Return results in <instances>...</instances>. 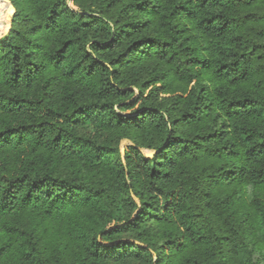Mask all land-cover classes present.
<instances>
[{
	"label": "trees",
	"instance_id": "trees-1",
	"mask_svg": "<svg viewBox=\"0 0 264 264\" xmlns=\"http://www.w3.org/2000/svg\"><path fill=\"white\" fill-rule=\"evenodd\" d=\"M2 1L0 264H264V0Z\"/></svg>",
	"mask_w": 264,
	"mask_h": 264
},
{
	"label": "rangeland",
	"instance_id": "rangeland-1",
	"mask_svg": "<svg viewBox=\"0 0 264 264\" xmlns=\"http://www.w3.org/2000/svg\"><path fill=\"white\" fill-rule=\"evenodd\" d=\"M9 0H7V2H8ZM1 12H7V20H6V23L5 24H7V21H8V23H10V20H8L9 19V16H10V12L8 11V9H3V1L2 0H0V13ZM2 28H4V27H2Z\"/></svg>",
	"mask_w": 264,
	"mask_h": 264
}]
</instances>
